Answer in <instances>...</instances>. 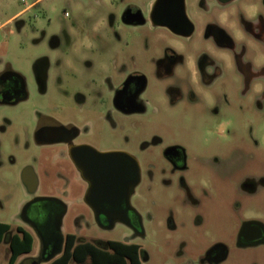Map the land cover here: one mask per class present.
I'll return each mask as SVG.
<instances>
[{
	"label": "rangeland",
	"instance_id": "rangeland-1",
	"mask_svg": "<svg viewBox=\"0 0 264 264\" xmlns=\"http://www.w3.org/2000/svg\"><path fill=\"white\" fill-rule=\"evenodd\" d=\"M150 1L0 0V72L9 69L20 75L28 93L26 100L16 104H0V223L11 229L26 227L21 210L30 194L21 174L24 166L36 165L31 162L29 136L38 114L50 109L69 117L72 92L94 93L102 82L108 83L102 81L104 74L113 81L118 71L120 77L132 71L148 76L141 96L148 101L147 115L111 113L115 127L95 123L93 129L101 136L93 144L103 150H122L141 166H153L152 179H143L130 198L131 206L148 210L153 217L144 224L145 238L138 241L147 256L145 264H176L183 259L195 264L198 252L214 238L230 243L235 199L242 210L257 213L264 223V83L259 92L254 90L256 82H264V54H256L248 66V52L238 56L237 63L224 55L221 76L209 68L208 79L202 81L190 77L177 58L173 74L167 77L163 67L154 69L161 48L172 45L184 61L198 55V48H209V43L198 30L190 40L177 41L159 28L132 29L119 22L123 6L144 9ZM204 2L206 10L200 11L198 0H185L186 13L197 29L219 18L220 10ZM250 7L263 10L262 0H233L222 12L237 15L219 21L229 27L241 16L246 26ZM248 44L246 39L241 42L247 50ZM43 59L50 68L40 91L34 73ZM171 144L186 156L187 170L181 176L191 197L179 186L178 176L155 170L164 163L162 149ZM77 178L71 173L68 183H60L65 191L43 188L34 194L59 196L73 205L72 218L62 223L58 234L126 243L132 237L126 228L115 224L102 230L95 224L81 203L84 183ZM245 185L253 189L251 196L240 198L239 189ZM7 240L5 236L0 244V264L9 255ZM33 240L31 252L16 264H31V257L38 256L39 241ZM229 264H264V246L233 251Z\"/></svg>",
	"mask_w": 264,
	"mask_h": 264
},
{
	"label": "flooded vegetation",
	"instance_id": "flooded-vegetation-1",
	"mask_svg": "<svg viewBox=\"0 0 264 264\" xmlns=\"http://www.w3.org/2000/svg\"><path fill=\"white\" fill-rule=\"evenodd\" d=\"M198 1L200 11L206 10L205 0ZM232 2L233 0H208V3L220 10L219 18L218 20L215 19L214 22L204 23L202 29L200 27L197 29L194 21L186 13L185 0H151L143 7L144 9L130 4L123 6L117 16L120 23L130 26L132 29L142 25L154 29L159 28L166 31L168 35L177 41L190 40L196 30H198V35L201 36L203 41L209 43V48H198V55L189 56L184 61L175 54L176 51L172 45L164 50L161 48L159 51L161 58L156 62L157 65L156 67L154 66V69L163 67L167 72L166 76L169 77L173 74L175 65L178 62L177 58H179L180 63L188 71L190 77L202 81L208 79L209 70L212 68L221 76L222 66L220 64L223 62L222 57L224 55L229 57L231 63H237V61H240L238 56L243 58L244 54L248 52V56L246 55L248 57L246 65L248 66L253 63L256 54H264V0H262L263 10L250 7L251 12L246 14L248 19L246 26L241 23L243 17L239 16L237 21L230 22L228 27L227 22L222 23L219 19L227 21L229 17L237 15L234 11L229 15L227 12H222ZM244 39L249 43V50L241 45ZM238 44H240L239 50L236 51ZM193 51L195 52V50ZM49 68L50 64L45 59L40 60L39 65L35 68L34 79L40 91L44 90L48 81L47 73ZM117 73L118 78H112L113 81L109 80L110 77L104 74L102 81L106 79L108 83L102 82L99 90L94 93L92 90L90 92L80 90L72 92L69 117H61L59 113L54 114L50 109L43 110L38 114L33 124L29 141L33 150L31 162L36 165L32 167L24 166L21 174L22 182L30 194V200L23 206L22 210L27 204L32 202L24 214H22L21 210L22 221L26 227L16 226L11 229L10 225L5 224L10 229L3 236V238L7 236V241H9L11 235L18 230L26 232L39 241L38 256L31 257V264L47 263L44 260L47 252H43L41 239L43 243L49 242L53 246L55 254L53 259L62 253L67 236H72L76 245L87 243L101 249L107 248L109 242H115L111 240L105 241L100 238L80 237L72 233H66L63 236L58 234L62 223H67L72 218L73 205H68L59 196L36 197L34 194L43 188L65 191L66 186L60 183L65 181L68 183L69 179L67 180V178H70L71 173L76 178L78 177V181L84 183L81 203L87 208L95 224L102 230L112 229L115 224L126 228L132 237L124 244L135 246L137 264H145L147 256L138 241L145 238L144 224L151 223L153 217L148 210L141 211L131 206L130 198L143 179H152L154 174L153 166H141L135 157L122 150H103L93 144L94 138L99 139L101 136L98 130L93 129L95 123L100 124L101 127H104V124L109 126V123H111L112 127H115L114 120H110L111 113L123 117L146 114L148 101L142 99L141 96L147 87L148 76L138 71L129 72L126 76L121 77L119 76L121 72L118 71ZM178 81L181 82L180 77H178ZM27 97L26 85L20 75L9 69L0 72V104L13 105L19 101L26 100ZM94 108L97 111L96 113L95 111L93 112ZM153 108L154 106L151 110L155 113ZM93 152L97 154L112 152L128 155L135 163L138 172L137 182L131 189L127 207L117 194L114 193L110 197V191L107 189L106 191L101 189L100 197L94 199V201H97L93 202L92 205L98 211L108 214V219L102 214L96 216L92 207L85 202V194L89 188V182L82 176L79 164L83 168L85 166L86 170L92 167L95 161ZM161 158L164 163L155 169L158 174L178 176L177 182L179 186H181L186 196L191 197L190 189L181 176L187 170V160L183 150L175 144L168 145L162 149ZM104 165L100 167L101 170L108 168ZM118 170H120L119 166ZM87 171L86 174L88 173ZM252 190L245 185L242 189H239L238 195L240 198H247L251 196ZM119 195L121 194L119 193ZM140 198L139 196L138 200ZM104 201L112 202V207L109 208V203H107L109 206L103 204ZM238 202L239 200L235 199L233 209L235 219L231 225L233 236L230 243H224L220 239L214 238L204 249L198 252L196 259H194L195 264H229L232 261L233 251L264 246V223L262 217L257 213L242 210L241 204L239 205ZM169 214L166 217L168 221L166 224L170 225ZM57 222L58 229L55 230L54 226ZM195 223H199V219H196ZM190 263L189 259H183L176 264Z\"/></svg>",
	"mask_w": 264,
	"mask_h": 264
},
{
	"label": "water",
	"instance_id": "water-1",
	"mask_svg": "<svg viewBox=\"0 0 264 264\" xmlns=\"http://www.w3.org/2000/svg\"><path fill=\"white\" fill-rule=\"evenodd\" d=\"M93 155L95 161L92 167L87 169L88 171L85 166L83 168V166L79 164L82 176L89 182V188L85 194V202L92 207L96 216L102 214L108 219V214L103 211H98L97 208L92 205L93 202L97 201H94V199L100 197L101 189H104L105 191L107 189L110 191V197H112L114 193L117 194L118 197L120 196L119 199L123 200V204L126 206L131 189L137 182L138 172L135 163L128 155L112 152L105 154H97L93 152ZM103 164L108 168L101 170L100 167ZM118 166L120 170H118ZM86 171L88 172L87 174ZM119 193L121 195H119ZM31 203L24 207L22 214H24ZM107 203H109L110 206ZM103 204L108 205L109 208L113 205V203L109 201H104ZM54 228L55 230L58 229V222L55 224ZM41 243L43 245V252H47L44 260L45 262H48L55 256L53 246L50 245L49 242L43 243L42 239Z\"/></svg>",
	"mask_w": 264,
	"mask_h": 264
},
{
	"label": "trees",
	"instance_id": "trees-1",
	"mask_svg": "<svg viewBox=\"0 0 264 264\" xmlns=\"http://www.w3.org/2000/svg\"><path fill=\"white\" fill-rule=\"evenodd\" d=\"M10 227L0 224V244ZM33 238L23 231H16L7 243L9 255L4 264H16L21 255L32 250ZM46 264H137L136 247L121 242H109L101 249L90 244H78L72 236H67L62 253Z\"/></svg>",
	"mask_w": 264,
	"mask_h": 264
},
{
	"label": "clouds",
	"instance_id": "clouds-1",
	"mask_svg": "<svg viewBox=\"0 0 264 264\" xmlns=\"http://www.w3.org/2000/svg\"><path fill=\"white\" fill-rule=\"evenodd\" d=\"M261 83H264V82H256L255 84H254V90L256 91V92H259L260 91V89H261Z\"/></svg>",
	"mask_w": 264,
	"mask_h": 264
},
{
	"label": "crops",
	"instance_id": "crops-1",
	"mask_svg": "<svg viewBox=\"0 0 264 264\" xmlns=\"http://www.w3.org/2000/svg\"><path fill=\"white\" fill-rule=\"evenodd\" d=\"M20 258V257H19ZM19 258L17 259V261L19 260ZM17 261H16V263H17Z\"/></svg>",
	"mask_w": 264,
	"mask_h": 264
}]
</instances>
